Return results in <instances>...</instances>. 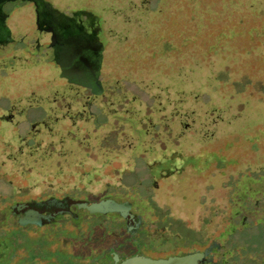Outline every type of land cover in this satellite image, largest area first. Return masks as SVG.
<instances>
[{
  "label": "rangeland",
  "instance_id": "rangeland-1",
  "mask_svg": "<svg viewBox=\"0 0 264 264\" xmlns=\"http://www.w3.org/2000/svg\"><path fill=\"white\" fill-rule=\"evenodd\" d=\"M48 1L100 18L103 93L33 45L32 4L4 6L0 219L16 202L117 195L171 219L162 239L211 251L205 264H264V0ZM62 229L43 227L40 263L86 264L50 247L74 236Z\"/></svg>",
  "mask_w": 264,
  "mask_h": 264
},
{
  "label": "flooded vegetation",
  "instance_id": "flooded-vegetation-1",
  "mask_svg": "<svg viewBox=\"0 0 264 264\" xmlns=\"http://www.w3.org/2000/svg\"><path fill=\"white\" fill-rule=\"evenodd\" d=\"M21 2L30 3L34 7L35 31L44 39L42 44L38 40L33 45L51 50L60 77L67 84L88 91L89 98L101 95L103 85L100 77L104 44L100 38L102 32L100 18L97 22L94 14L91 15L86 10L73 11L69 16L48 0H0V47L12 43L14 39L13 33L1 26V20L7 15L4 6L8 3ZM100 200H109L113 210L104 213L78 210L56 214L50 219L44 218L49 213H55L57 207ZM19 203L28 204L29 209L37 208L43 211L40 214H26L24 208L18 209ZM11 205V214L7 213L10 216L0 219V264H33L32 256L36 260L39 257L40 263L48 248L43 241L50 235L42 230L44 226L64 228L62 233L64 231L73 233L72 238L62 237L57 246L50 247L60 251L65 249L68 256L74 258L77 256L86 264H143L148 260H160L169 264L166 260L171 257L178 258L175 264H205L207 257L212 253L211 251L208 253L205 248L204 250L192 247L176 248L188 246L192 242L175 244L169 238L162 239L163 232L172 231L171 219L163 221L152 219V211L145 212L144 204L134 206L131 200L122 199L117 195H102L92 199L64 196L61 199L47 198ZM147 205V209L153 208L154 213L161 214L160 210L155 209L156 205L153 207L148 202ZM34 218L39 219L38 222L33 221ZM142 218H148L151 222L147 221L143 225L140 222ZM12 232L17 233L14 240L12 235L8 236ZM155 239H162L160 245L155 244L158 242ZM170 244H174L173 248H170ZM198 253L202 255H195ZM221 260L215 264L227 263Z\"/></svg>",
  "mask_w": 264,
  "mask_h": 264
},
{
  "label": "water",
  "instance_id": "water-1",
  "mask_svg": "<svg viewBox=\"0 0 264 264\" xmlns=\"http://www.w3.org/2000/svg\"><path fill=\"white\" fill-rule=\"evenodd\" d=\"M18 209L19 208H24L25 209V213H33V214H40L43 210L42 209H37V208H27L28 204L26 203H19L17 205ZM57 211L55 213H49L47 215L44 216L45 219H50L51 217L55 216L56 214H62V213H72L78 210H88L91 212H107L109 210H113V208L111 207V204L109 202V200H100V201H92V202H78V203H74L71 204V206L68 207H57L56 208ZM37 220L39 219H33V221L38 222ZM195 255H202L200 253L195 254ZM167 262H169V264H175V262L178 261V258H169L168 260H166ZM143 264H165L160 262V260L158 261H145Z\"/></svg>",
  "mask_w": 264,
  "mask_h": 264
}]
</instances>
